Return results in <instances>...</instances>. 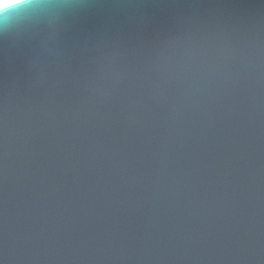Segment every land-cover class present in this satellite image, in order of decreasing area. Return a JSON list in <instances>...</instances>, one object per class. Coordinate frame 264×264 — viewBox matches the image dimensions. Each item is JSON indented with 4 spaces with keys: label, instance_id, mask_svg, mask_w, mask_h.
I'll use <instances>...</instances> for the list:
<instances>
[{
    "label": "water",
    "instance_id": "1",
    "mask_svg": "<svg viewBox=\"0 0 264 264\" xmlns=\"http://www.w3.org/2000/svg\"><path fill=\"white\" fill-rule=\"evenodd\" d=\"M79 2L0 14V264H264V0Z\"/></svg>",
    "mask_w": 264,
    "mask_h": 264
},
{
    "label": "clouds",
    "instance_id": "2",
    "mask_svg": "<svg viewBox=\"0 0 264 264\" xmlns=\"http://www.w3.org/2000/svg\"><path fill=\"white\" fill-rule=\"evenodd\" d=\"M20 0H0V13H3L5 9H9L10 5L19 3ZM104 5L82 3L79 0H38L35 3V8L40 9L42 12L49 10H63V9H78V8H90V7H103ZM46 26L51 25V21L44 18Z\"/></svg>",
    "mask_w": 264,
    "mask_h": 264
},
{
    "label": "snow or ice",
    "instance_id": "3",
    "mask_svg": "<svg viewBox=\"0 0 264 264\" xmlns=\"http://www.w3.org/2000/svg\"><path fill=\"white\" fill-rule=\"evenodd\" d=\"M35 7V0H20L19 3L13 4L9 6V9H5L3 13H10V10L16 9L17 11L15 14H21L24 12H27L29 9ZM11 15L14 14H9V15H0V23L6 22L8 19L11 18Z\"/></svg>",
    "mask_w": 264,
    "mask_h": 264
}]
</instances>
